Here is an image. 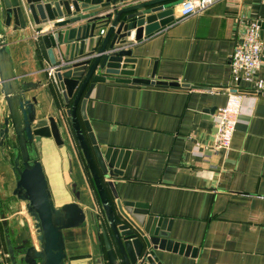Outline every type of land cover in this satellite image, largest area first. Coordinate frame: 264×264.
<instances>
[{
  "label": "crops",
  "instance_id": "0c3cea01",
  "mask_svg": "<svg viewBox=\"0 0 264 264\" xmlns=\"http://www.w3.org/2000/svg\"><path fill=\"white\" fill-rule=\"evenodd\" d=\"M181 4L170 23L132 47L135 77L154 72L155 79L172 78L181 86L97 82L86 116L102 150L128 152L122 176L113 179L121 200L147 204L150 214L171 220L172 240L196 248L194 256L157 251L164 264H264V91L244 92L229 148H213V115L232 85L235 40L247 22L258 20L264 43V0H216L185 18L178 15ZM8 39L19 80L42 82L27 93L37 98V117L59 114L65 126V144L42 138L40 152L55 206L77 201L86 213L81 226L63 231L65 264H107L101 232L108 231L107 220L62 94L48 76L46 49L31 28ZM258 76L264 78V59ZM15 179L0 154L3 257L24 242L38 248L34 219L12 193Z\"/></svg>",
  "mask_w": 264,
  "mask_h": 264
},
{
  "label": "water",
  "instance_id": "95a60500",
  "mask_svg": "<svg viewBox=\"0 0 264 264\" xmlns=\"http://www.w3.org/2000/svg\"><path fill=\"white\" fill-rule=\"evenodd\" d=\"M183 1L0 0V154L15 175L12 193L25 202L38 241V248L25 242L9 247L4 257L0 254V264H65L63 231L81 226L86 217L77 201L55 206L49 190L40 161L42 138L62 146L65 126L59 114L37 117V98L27 93L42 82L20 81L13 70L8 38L27 28L39 34L46 49L52 71L48 76L62 94L102 205L108 224V231L101 229L106 263L164 264L157 251L195 255V247L170 238V219L150 214L142 202L121 200L113 179L122 176L128 152L102 150L85 111L97 82L181 86L172 78L155 79L154 72L150 78L135 77L132 47L170 23L174 7ZM74 194L79 199L78 191Z\"/></svg>",
  "mask_w": 264,
  "mask_h": 264
},
{
  "label": "built area",
  "instance_id": "2783aa9c",
  "mask_svg": "<svg viewBox=\"0 0 264 264\" xmlns=\"http://www.w3.org/2000/svg\"><path fill=\"white\" fill-rule=\"evenodd\" d=\"M216 0H184L179 9V18L200 13ZM264 59V43L261 37V25L258 20L247 22L236 38L230 55L232 85L227 87L226 103L213 115L214 150L227 149L239 115L242 111V97L245 91L251 90L260 94L264 91V78L258 76V70ZM249 84L244 88L240 84Z\"/></svg>",
  "mask_w": 264,
  "mask_h": 264
}]
</instances>
